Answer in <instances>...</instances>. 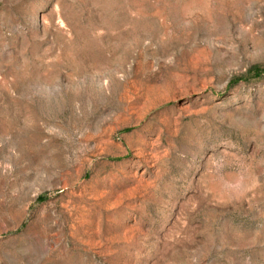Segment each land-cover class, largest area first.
<instances>
[{
    "label": "rangeland",
    "instance_id": "obj_1",
    "mask_svg": "<svg viewBox=\"0 0 264 264\" xmlns=\"http://www.w3.org/2000/svg\"><path fill=\"white\" fill-rule=\"evenodd\" d=\"M0 264H264V0H0Z\"/></svg>",
    "mask_w": 264,
    "mask_h": 264
}]
</instances>
